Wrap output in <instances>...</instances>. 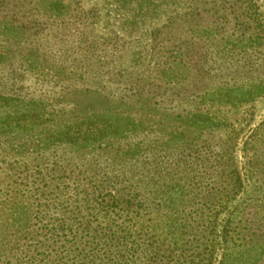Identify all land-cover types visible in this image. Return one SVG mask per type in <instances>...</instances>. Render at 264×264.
<instances>
[{"label": "trees", "instance_id": "16d2710c", "mask_svg": "<svg viewBox=\"0 0 264 264\" xmlns=\"http://www.w3.org/2000/svg\"><path fill=\"white\" fill-rule=\"evenodd\" d=\"M113 1L129 36L150 20L161 25L146 32L145 44L137 40L134 46L117 34L102 39L101 46L96 37L87 39L82 33L84 56L107 67L108 58L101 49L116 55L111 46L118 45L126 55L132 47L136 54L132 59L138 64L144 54L153 57L158 51L168 56L164 63L175 66L169 65L162 83L146 81L127 69L119 68L121 74H115L110 67L111 89L88 86L82 90L94 93L107 104L104 108L85 113L78 111L76 103L66 112L47 110L46 121L36 114V105H30L22 113L25 130H15L11 112L2 118L0 147L4 141L17 147L13 155L20 157L15 160L19 171L12 175L20 181L9 199L0 201V250L6 253L9 245L3 243L9 241L11 256L18 260L15 264H264V214L257 204L252 205L253 200L240 212L243 203L238 202V194L250 183L232 161V142L227 140L226 148L219 150V143L213 141L229 128L227 119L209 110L172 113L173 104L187 100L197 109L214 103L237 107L262 96L264 83L216 82L210 70L216 59L204 51L201 65L192 68L188 56L195 49L191 42L195 30L188 21L195 14L188 0L174 2L181 5V12L168 8V0ZM218 1L215 7L225 20L233 18L239 24L258 16L252 0ZM238 3L246 7L238 11ZM72 6L64 0H49L46 13L49 18H64ZM177 22H183L177 29H186L189 38L187 34L186 38L172 36ZM5 59L0 52V63ZM29 59L35 72L36 61ZM197 75L214 82L200 85ZM80 78L84 79L83 74ZM2 98L9 99L0 92V108L5 107ZM53 121L60 127L34 134L36 125ZM206 134L209 140L197 143ZM98 150L108 158L100 160L96 153L95 163L85 159ZM51 154L56 159L52 172L44 164ZM251 167L260 181L252 191L258 193L264 188V161ZM224 223L232 228V236L221 231ZM215 252L223 257L216 258Z\"/></svg>", "mask_w": 264, "mask_h": 264}, {"label": "rangeland", "instance_id": "374dc122", "mask_svg": "<svg viewBox=\"0 0 264 264\" xmlns=\"http://www.w3.org/2000/svg\"><path fill=\"white\" fill-rule=\"evenodd\" d=\"M48 1L0 0V52H3L6 58L0 63V92H2V96L9 97L8 100L1 99L5 107L0 108V123L2 118L11 112L15 130H25V123H22L25 114L22 113L27 111L30 105H36V114L44 116L41 119L46 121H49L46 118L47 110L64 109L63 111L66 112L65 110H71L76 103L78 111L85 113L91 109L104 108L107 104L97 98L94 93L82 92V90L88 86L91 88L92 86L101 88L107 86L108 90L111 89L110 82H107L110 79L109 74L111 73H108L110 67L115 68V74H121L122 71L117 72L119 68L127 69L134 73H140L144 80L155 83L165 80L164 74L169 73L168 68H174V63L168 65L164 63L168 56L158 51L154 52L153 57H146L144 54L145 58L143 56L142 63L138 64L132 59L136 56L133 54L132 47L127 55L125 50L118 45L111 46L112 50H117L116 55L106 51V48H102L101 54H106L105 58H108L107 67L102 61L97 63L95 58H86L81 51L79 35L82 33H86L87 39L96 37L101 46H104L101 42L102 39L111 38L115 34L130 40V46L136 45L137 40L145 44L146 32L160 26L159 21L150 20L145 28L139 29L140 31L134 30L133 35L129 36L123 29L122 15L115 9L118 5L113 0H64L73 4L70 14L64 18H55L54 16L49 18L47 16ZM183 1L168 0L171 3L168 8L181 12V5L174 4V2L182 4ZM188 1L191 5L189 10H194L195 14V19L188 21V24L195 30L191 33L193 34L191 42L194 43L195 49L188 56V63L192 65V68L201 65L203 57L200 52L204 51L205 55L216 59L212 62L213 66L210 69L212 77L217 79L216 82L229 81L236 86L253 82L264 83V0H252L258 9V16L252 20H241L239 24L233 18L225 20L222 13L217 12L215 6H218V0ZM241 4L238 3L239 6L235 7L238 11L246 7L245 4ZM182 25L183 22L174 24L175 29L171 30L173 37L183 34V38H186L187 34V38H189L186 29H183L182 32L177 29ZM29 57L36 61L34 64L38 70L35 72H32L33 66H30ZM211 60L209 61L210 65ZM169 65L172 66L169 67ZM178 66V72H181L182 68L179 64ZM77 69L79 73L76 76ZM81 74L84 79L80 78ZM197 78V81L201 79L200 85L214 82L204 75L202 77L197 75ZM30 101L32 104H29ZM216 104L218 105L216 106ZM91 105L92 107H90ZM214 105L211 104L209 108L197 109L195 103L190 104V101L187 100L181 105L173 104L172 113L190 110L206 112L209 110V113L227 119L226 122L229 124V128H226L227 132L217 134L213 141L219 143V150L220 146L226 148L227 140L232 142V146H230L233 148L232 161L238 166L239 174L248 180L247 184L250 183V187L246 186L245 191L238 194V202L243 203L240 212H244L245 204L249 200H253L252 205L257 204L264 214V188L261 187L258 193L252 191V188L260 185V181L253 174L251 167L254 162L264 161V94L252 102H241L237 107L219 103H214ZM56 127L60 126H57L54 121L52 123L44 122L35 126L34 134L48 128L56 129ZM16 136L22 138L21 134H16ZM154 136L152 134V137ZM13 138L9 137V140H13ZM208 138L207 134L203 135L197 143L205 144L203 141L209 140ZM13 143L18 144V141ZM13 146L15 145H12V142L4 141L3 146L0 147V151H2V155H0V168L2 167L0 170V201L2 202L9 199L15 192V183L20 181L12 175L19 171L15 160H20V157L13 155V151L17 148ZM255 147L259 149L256 150ZM96 153L100 160L108 158L98 150L85 156V159H91L95 163L93 158ZM63 157L67 158L68 156ZM55 160L52 154L45 160L44 164L50 172H52L51 166ZM74 160L72 159V162ZM33 164L35 165L36 161ZM2 172H7V174H1ZM3 204L6 207L9 205L8 202ZM1 208L2 206H0ZM245 212H248V209ZM220 229L225 235L232 236V228H229L225 223L221 225ZM239 231L240 228L236 232ZM224 239L227 242L230 237H224ZM3 244L9 245V247L6 249L8 253L0 250V264L18 262L14 256H11L13 249L9 241ZM238 244L234 247V253ZM227 245H231V242ZM214 256L216 258L223 257L217 252Z\"/></svg>", "mask_w": 264, "mask_h": 264}]
</instances>
